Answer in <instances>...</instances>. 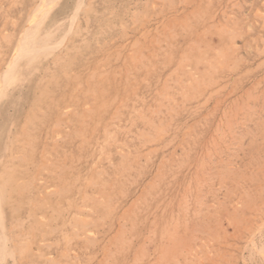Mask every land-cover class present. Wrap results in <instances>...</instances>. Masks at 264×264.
I'll list each match as a JSON object with an SVG mask.
<instances>
[{
	"label": "rangeland",
	"instance_id": "1",
	"mask_svg": "<svg viewBox=\"0 0 264 264\" xmlns=\"http://www.w3.org/2000/svg\"><path fill=\"white\" fill-rule=\"evenodd\" d=\"M39 3L0 0V264H264V0H49L32 64Z\"/></svg>",
	"mask_w": 264,
	"mask_h": 264
},
{
	"label": "bare ground",
	"instance_id": "2",
	"mask_svg": "<svg viewBox=\"0 0 264 264\" xmlns=\"http://www.w3.org/2000/svg\"><path fill=\"white\" fill-rule=\"evenodd\" d=\"M52 1V0H51ZM163 1H165V0H163ZM209 1V0H208ZM80 2V1H79ZM242 2V1H241ZM37 3V2H36ZM36 3H34V4H36ZM45 3L47 4V3H49V0H40V3L38 4V6H35L33 9H32V12H31V10H30V15L28 14V19H27V21H26V23H25V26L23 27V29L24 30H22L23 32H22V34L20 35V38H19V40H17L18 41V44H17V47L16 48H14V49H16L15 50V55L14 56H16V57H18L19 59L21 58V59H23V60H25V61H27L28 63H32L33 62V60L38 56V54H40V53H42V52H46V49L47 48H49V46H48V44H47V39L49 40V38H48V34L51 32V29L50 28H46V27H44L42 24H41V20H40V15L42 14V12H43V10L45 9L44 8V5H45ZM51 3V2H50ZM49 3V4H50ZM76 3V2H75ZM88 3V2H87ZM126 3V2H125ZM236 3V2H235ZM21 4V3H20ZM79 4H81V3H79ZM188 5V4H187ZM53 6V5H52ZM78 6V5H77ZM87 6V5H86ZM196 6V5H195ZM48 7V6H47ZM47 7H46V9H47ZM79 7V6H78ZM168 7H169V5H168ZM231 7V6H230ZM229 7V8H230ZM50 9V8H49ZM78 9V8H77ZM76 9V10H77ZM74 11V10H73ZM225 11V10H224ZM258 11V10H257ZM75 12V11H74ZM5 13V12H4ZM254 13V12H253ZM161 14V13H160ZM258 14V13H257ZM43 15V14H42ZM45 15V14H44ZM77 15V14H76ZM158 16V15H157ZM160 16V15H159ZM244 16V15H243ZM42 18V17H41ZM64 18V17H63ZM67 18H68V16H67ZM71 18V17H70ZM134 18V17H133ZM186 18V17H185ZM223 18V17H222ZM43 19V18H42ZM72 19H74L73 17H72ZM145 19V18H144ZM176 19V18H175ZM226 19V18H225ZM255 19V18H254ZM13 20V19H12ZM65 20V19H64ZM86 20H87V18H86ZM239 20V19H238ZM166 21V20H165ZM234 21V20H233ZM232 21V22H233ZM237 21V20H236ZM60 22V21H59ZM73 23V22H72ZM87 23V22H86ZM213 23H215V22H213ZM264 23V22H263ZM211 24V23H210ZM262 24V23H261ZM162 25V24H161ZM141 26V25H140ZM218 26V25H217ZM228 26V25H227ZM263 26V28H264V25H262ZM48 27V26H47ZM69 27V26H68ZM56 28H58V26H56ZM147 28V27H146ZM161 28V27H160ZM261 28V27H260ZM1 29V28H0ZM88 29V28H87ZM241 29V28H240ZM243 29V28H242ZM145 30V29H144ZM221 30H223V28L221 29ZM233 30V29H232ZM236 30V29H235ZM146 31V30H145ZM170 31V30H169ZM204 31V30H203ZM207 31V30H206ZM220 31V30H219ZM8 32V31H7ZM12 32V31H11ZM57 32V31H56ZM55 32V33H56ZM65 32V31H64ZM150 32V31H149ZM14 33V32H13ZM216 33V32H215ZM229 33V32H228ZM10 34V33H9ZM53 34V33H52ZM65 35V34H64ZM63 35V36H64ZM126 36V35H125ZM144 36H146V35H144ZM236 36V35H235ZM5 37V36H4ZM67 37V36H66ZM151 37V36H150ZM152 37H153V34H152ZM2 38V37H1ZM6 38V37H5ZM51 38V37H50ZM62 38V37H61ZM64 38V37H63ZM3 39V38H2ZM11 39V38H10ZM60 39V38H59ZM81 39V38H80ZM156 39V38H155ZM129 40V39H128ZM196 40V39H195ZM52 41V40H51ZM50 42V41H49ZM165 42V41H164ZM64 43V42H63ZM166 43V42H165ZM50 44V48L51 49H53L52 47H51V43H49ZM132 44V43H131ZM227 44V43H226ZM234 44V43H233ZM55 45V44H54ZM57 45V44H56ZM137 45V44H136ZM235 46V45H234ZM56 47V46H55ZM61 47V46H60ZM98 48V47H97ZM120 48V47H119ZM232 48V47H231ZM235 48V47H234ZM239 48V47H238ZM237 48V49H238ZM262 48H264V47H262ZM158 49V48H157ZM236 49V50H237ZM160 50V49H159ZM162 50V49H161ZM233 51V50H232ZM14 53V52H13ZM13 53H11L12 55H13ZM48 53V52H47ZM50 53V52H49ZM122 53V52H121ZM239 53V52H238ZM10 54V55H11ZM129 54V53H128ZM132 54V53H131ZM136 54V53H135ZM204 54V53H203ZM219 54V53H218ZM46 55V54H45ZM119 55V54H118ZM152 55V54H151ZM239 55V54H238ZM132 56V55H131ZM139 56V55H138ZM138 56H136L134 59H137L138 58ZM141 56V55H140ZM202 56V55H201ZM55 57H56V55H55ZM134 57V55L131 57V59ZM147 57V56H146ZM233 57V56H232ZM236 57H238V56H236ZM222 58V57H221ZM19 59H16L15 58V60H19ZM52 59V58H51ZM55 59V58H54ZM61 59V58H60ZM13 60V59H12ZM42 60V59H41ZM148 60V59H147ZM55 61H56V59H55ZM13 62V61H12ZM11 62V63H12ZM18 62V61H17ZM53 62V61H52ZM136 62V61H135ZM183 62V61H182ZM222 62V61H221ZM235 62V61H234ZM14 63V62H13ZM27 63V64H28ZM100 63V62H99ZM134 63V62H133ZM7 64V63H6ZM33 64V63H32ZM122 64V63H121ZM236 64V63H235ZM10 65V64H9ZM14 65H16V63L14 64ZM52 65H53V63H52ZM47 66V65H46ZM56 66V65H55ZM233 66V65H232ZM21 67H22V65H21ZM124 67V66H123ZM222 67V66H221ZM5 68V67H4ZM15 68H17V67H14L13 69H15ZM36 68V67H35ZM214 68V67H213ZM10 69V68H9ZM16 70V69H15ZM125 70V69H124ZM172 70V69H171ZM127 71V70H126ZM1 72V71H0ZM3 74V73H2ZM1 74V75H2ZM93 74V73H92ZM97 74V73H96ZM107 74V73H106ZM27 75V74H26ZM10 76V75H9ZM41 76H43V75H41ZM166 76V75H165ZM237 76V75H236ZM264 76V75H263ZM143 77V76H142ZM9 78V77H8ZM8 78L6 79V77L5 76H1L0 77V96L4 93V91H5V88L4 87H6V86H8V83L10 82V80H8ZM143 80V79H142ZM181 80V79H180ZM20 82V81H19ZM22 82V81H21ZM79 83V82H78ZM258 83H259V81H258ZM80 86V85H79ZM163 86V85H162ZM161 86V87H162ZM189 86V85H188ZM254 86V85H253ZM165 87V86H164ZM193 87V86H192ZM255 87V86H254ZM257 90V89H256ZM15 91V90H14ZM156 91V90H155ZM161 91V90H160ZM162 92V91H161ZM165 92V91H164ZM184 92V91H183ZM210 92V91H209ZM213 92H215V91H213ZM11 93V92H10ZM18 93V92H17ZM220 93V92H219ZM169 95V94H168ZM185 95V94H184ZM226 95V94H225ZM159 96V95H158ZM195 96V95H194ZM213 96V95H212ZM226 97V96H225ZM248 97V96H247ZM71 98V97H70ZM154 98V97H153ZM168 98V97H167ZM53 99V98H52ZM232 99V98H231ZM237 100V99H236ZM135 102V101H134ZM168 103V102H167ZM233 103V102H232ZM253 103H254V101H253ZM73 104V103H72ZM196 104V103H195ZM216 104H217V102H216ZM182 105V104H181ZM231 105V104H230ZM151 106V105H150ZM160 107V106H159ZM134 108V107H133ZM139 108V107H138ZM115 109V108H114ZM156 109H154V111H155ZM239 110V109H238ZM43 112V111H42ZM137 112H139V111H137ZM246 112V111H245ZM244 112V113H245ZM141 113V112H140ZM178 113V112H177ZM223 114V113H222ZM140 115V114H139ZM207 116V115H206ZM142 117V116H141ZM113 119V118H112ZM220 119V118H219ZM40 121V120H39ZM161 121V120H160ZM27 122V121H26ZM59 122V121H58ZM237 122V121H236ZM261 122V121H260ZM55 123V122H54ZM84 123V122H83ZM197 123V122H196ZM222 123V122H221ZM63 125H64V123H63ZM155 125V124H154ZM231 125V124H230ZM81 127V126H80ZM173 127V126H172ZM233 127V126H232ZM56 128V127H55ZM68 128V127H67ZM160 128V127H159ZM162 128V127H161ZM228 128V127H227ZM104 130V129H103ZM157 130V129H156ZM113 131V130H112ZM159 131H160V129H159ZM224 131V130H223ZM106 132V131H105ZM143 132V131H142ZM141 132V133H142ZM197 132V131H196ZM24 133V132H23ZM48 133V132H47ZM86 133V132H85ZM112 134V133H111ZM231 134V133H230ZM80 135V134H79ZM46 136V135H45ZM28 137V136H27ZM80 137V136H79ZM105 137V136H104ZM227 137V136H226ZM17 138V137H16ZM52 138V137H51ZM85 138V137H84ZM180 138H182V137H180ZM50 139V138H49ZM152 139V138H151ZM216 143V142H215ZM218 143V142H217ZM170 144V143H169ZM45 145V144H44ZM30 147V146H29ZM155 148V147H154ZM22 149V148H21ZM43 149V148H42ZM53 149V148H52ZM182 149V148H181ZM120 150V149H119ZM118 150V152H120ZM148 150V149H147ZM102 151V150H101ZM208 151V150H207ZM219 151V150H218ZM122 152H124V150H122ZM141 153V152H140ZM125 154V153H124ZM164 154V153H163ZM206 154H207V152H206ZM245 154V153H244ZM17 155V154H16ZM50 155V154H49ZM204 155V154H203ZM24 156V155H23ZM17 157V156H16ZM21 157V156H20ZM99 157V156H98ZM138 159V158H137ZM195 160V159H194ZM1 161V160H0ZM58 161V160H57ZM148 161V160H147ZM215 161V160H214ZM223 162V161H222ZM225 163V162H224ZM64 164V163H63ZM3 165V164H2ZM119 165V164H118ZM61 166V165H60ZM123 166V165H122ZM124 167V166H123ZM108 168V167H107ZM2 169V168H1ZM25 169V168H24ZM59 169V168H58ZM100 169V168H99ZM122 171V170H121ZM211 171V170H210ZM51 172V171H50ZM57 172V171H56ZM214 172V171H213ZM100 173V172H99ZM214 174H215V172H214ZM41 176V175H40ZM140 176V175H139ZM96 179V178H95ZM6 180V179H5ZM32 181V180H31ZM42 181V180H41ZM4 181H2V183H3ZM17 182V181H16ZM21 182V181H20ZM112 182V181H111ZM114 182H115V180H114ZM87 183H89L88 181H87ZM149 183V182H148ZM66 184V183H65ZM72 184V183H71ZM70 184V185H71ZM86 184V183H85ZM95 184V183H94ZM56 185V184H55ZM54 185V186H55ZM67 186V185H66ZM122 186V185H121ZM24 187V186H23ZM197 187V186H196ZM25 188V187H24ZM51 188V187H50ZM57 189H58V187H56ZM68 188V187H67ZM52 189V188H51ZM101 189V188H100ZM63 190V189H62ZM227 190V189H226ZM14 191V190H13ZM53 190H51V191H49V193L50 192H52ZM57 190L55 189L54 190V192H56ZM58 191H59V189H58ZM108 191V190H107ZM216 191V190H215ZM16 192V191H15ZM53 192V193H54ZM125 192V191H124ZM144 192V191H143ZM229 192V191H228ZM86 194V193H85ZM84 195V194H83ZM145 195V194H144ZM89 196V195H88ZM95 197H97V195H94ZM90 197H91V195H90ZM145 197V196H144ZM11 198V197H10ZM82 198L83 197H81V200H82ZM88 198V197H87ZM102 198V197H101ZM227 198V197H226ZM90 199V198H89ZM97 199V198H96ZM98 199H99V197H98ZM84 200V199H83ZM132 200V199H131ZM174 200V199H173ZM201 200V199H200ZM91 201V200H90ZM102 201V200H101ZM188 202V201H187ZM202 202V201H201ZM86 205H87V203H85ZM101 204H102V202H101ZM106 204V203H105ZM232 204V203H231ZM15 206V205H14ZM68 206H70V205H68ZM78 206H80V204H78ZM76 207V206H75ZM82 207V206H81ZM81 207H80V209H81ZM201 207V206H200ZM108 208V207H107ZM106 208V209H107ZM111 208V207H110ZM113 208V207H112ZM82 209H85V211H86V207L85 208H83L82 207ZM89 209V208H88ZM109 209V208H108ZM107 209V210H108ZM29 210V209H28ZM1 212V211H0ZM53 212V211H52ZM76 212V211H75ZM93 212V211H92ZM109 212V211H108ZM112 212V211H111ZM30 214V213H29ZM110 214V213H109ZM2 215H3V213H2ZM74 216L75 217H77V214H74ZM79 216V215H78ZM81 216V218H80V222H81V224H87V222H84L85 221V217H87V215L85 216V217H82V215H80ZM79 216V217H80ZM4 218V217H3ZM28 218V217H27ZM32 218V217H31ZM78 218V217H77ZM84 218V219H83ZM90 218V217H89ZM93 218V217H92ZM97 218H99V217H97ZM102 218V217H101ZM87 219V218H86ZM17 220V219H16ZM76 220V219H75ZM79 220V219H78ZM184 220V219H183ZM2 217H1V213H0V235L2 236V238H4L5 240L3 241L4 242V245H0V259L2 258V256H4V254H5V251H6V244H5V242L7 241L6 240V237H5V231H4V226H5V224L3 225V223H2ZM118 221H119V219H118ZM78 222V221H77ZM90 222V221H89ZM119 222H121V221H119ZM188 222V221H187ZM22 223V222H21ZM66 223V222H65ZM71 223V222H70ZM63 224V223H62ZM76 224H78V223H76ZM90 223H88V225H89ZM176 224V223H175ZM74 225V224H73ZM118 225V228H120L119 227V224H117ZM177 225V224H176ZM12 226V225H11ZM61 226V225H60ZM81 226V225H80ZM83 226V225H82ZM122 226V225H121ZM173 226V225H172ZM221 226V225H220ZM14 227H16V226H14ZM123 227V226H122ZM203 227V226H202ZM81 228V227H80ZM84 228V227H83ZM168 228V227H167ZM33 229V228H32ZM197 230V229H196ZM88 231V230H87ZM161 231V230H160ZM259 231V230H258ZM89 232V231H88ZM119 232V231H118ZM170 233H171V231H169ZM174 232V231H173ZM176 232H177V230H176ZM175 232V233H176ZM11 233V232H10ZM19 233V232H18ZM25 233V232H24ZM49 233V232H48ZM93 233V232H92ZM203 233V232H202ZM94 234V233H93ZM96 234V233H95ZM121 234V233H120ZM119 234V235H120ZM172 234V233H171ZM238 234V233H237ZM251 234V233H250ZM19 235V234H18ZM17 235V236H18ZM64 235V234H63ZM88 235H90L89 233H88ZM116 235H118V234H116ZM75 236H77V235H75ZM81 236V235H80ZM79 236V237H80ZM85 236H86V233H85ZM163 236V235H162ZM248 236V235H247ZM120 240L122 241V240H124V236H122V235H120ZM169 237H171V239L173 238L172 237V235H170V236H168L167 238V240H169ZM174 237H175V235H174ZM236 237V236H235ZM70 238V237H69ZM198 238V237H197ZM43 239V238H42ZM68 239V238H67ZM85 239V238H84ZM109 239V238H108ZM170 239V240H171ZM174 239V238H173ZM193 239V238H192ZM200 239V238H199ZM252 239H253V237H252ZM176 240V239H175ZM88 241V240H87ZM90 241V240H89ZM26 242V241H25ZM30 242V241H29ZM130 242V241H129ZM21 243V242H20ZM27 243V242H26ZM89 243V242H88ZM173 243H175V241L173 242ZM211 243V242H210ZM253 243V242H252ZM0 244H1V242H0ZM225 244V243H224ZM254 244V243H253ZM256 244V243H255ZM163 245V244H162ZM227 245V244H226ZM175 246V245H174ZM10 247V246H9ZM33 247V246H32ZM65 247V246H64ZM121 247H122V245H121ZM8 248V247H7ZM164 248V247H163ZM171 248V247H170ZM175 248V247H174ZM81 249V248H80ZM162 249V248H161ZM168 249H169V245H168ZM164 250H166V249H164ZM172 250V249H171ZM259 250V249H258ZM37 251V250H36ZM68 251V250H67ZM103 251H105V253L107 254L106 256L108 257L109 255H110V253H111V250H110V248L109 247H105V250H103ZM209 251V250H208ZM261 251V250H260ZM170 252V251H169ZM162 253H164V252H162ZM261 253V252H260ZM9 254H12V253H9ZM259 254V253H258ZM47 255V254H46ZM8 257H9V255H7ZM52 256V255H51ZM60 256V255H59ZM91 256V255H90ZM111 256V255H110ZM109 256V257H110ZM79 257V256H78ZM134 257V256H133ZM241 257V256H240ZM248 257H250V256H248ZM264 257V256H263ZM160 258V257H159ZM224 258V257H223ZM242 258V257H241ZM12 259H15V258H13L12 257ZM107 259V258H106ZM5 260V259H4ZM161 261L160 262H162V260L163 259H160ZM6 261V260H5ZM108 261V260H107ZM135 261V260H134ZM57 262V261H56ZM66 262V261H65ZM100 262V261H99ZM154 262V261H153ZM227 262V261H226ZM0 263H2V262H0ZM10 263V262H9ZM63 263V262H62ZM7 264V263H6ZM12 264H15V263H12ZM61 264V263H60ZM65 264V263H64ZM68 264V263H67ZM170 264V263H169Z\"/></svg>",
	"mask_w": 264,
	"mask_h": 264
}]
</instances>
